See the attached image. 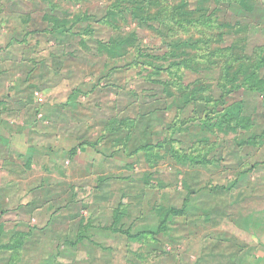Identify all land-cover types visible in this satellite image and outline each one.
<instances>
[{"label": "rangeland", "instance_id": "1", "mask_svg": "<svg viewBox=\"0 0 264 264\" xmlns=\"http://www.w3.org/2000/svg\"><path fill=\"white\" fill-rule=\"evenodd\" d=\"M0 264H264V0H0Z\"/></svg>", "mask_w": 264, "mask_h": 264}, {"label": "trees", "instance_id": "2", "mask_svg": "<svg viewBox=\"0 0 264 264\" xmlns=\"http://www.w3.org/2000/svg\"><path fill=\"white\" fill-rule=\"evenodd\" d=\"M126 12H129V13H131V15H132V17L133 18H137V17H139L140 15L138 14V11H135L134 9H128V10H126ZM116 15L117 14H115V13H113V14H111L110 15V17L111 18H115L116 17ZM77 22H75L74 24H72V27H70L69 25H65V26H58L59 27V29L60 28H66V29H69V30H66V32L67 33H71V30H72V33H73V29L77 26V24H76ZM115 44H114V42H111V46H114ZM112 48V47H111ZM179 65V64H178ZM254 75H256L255 73L253 74V76ZM253 76H250L248 79H247V81H251L252 80V78H253ZM226 79V81H227V77L225 78ZM243 81H246V79H244ZM253 81H256L257 82V77H254V79H253ZM228 83V82H227ZM247 90H250V91H260V90H262V87L261 86H258L257 84H253V85H250L249 87H247L246 88ZM234 108H237V106H233ZM233 108V110L232 111H227V112H225V114L223 115V120L226 122V123H232V122H235V123H238V125H240L242 122H243V120L240 118V117H242L241 116V110L239 109V108H237V109H234ZM244 123V122H243ZM142 149H144L146 152H148V151H151L152 149L149 147V145H146V146H144V148H142ZM75 153V152H74ZM180 213H182L181 211H178V210H169L168 212H167V216H166V218L167 217H169V216H177V215H179Z\"/></svg>", "mask_w": 264, "mask_h": 264}]
</instances>
